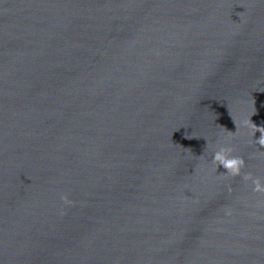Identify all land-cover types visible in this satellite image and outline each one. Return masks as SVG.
<instances>
[{"label": "water", "instance_id": "95a60500", "mask_svg": "<svg viewBox=\"0 0 264 264\" xmlns=\"http://www.w3.org/2000/svg\"><path fill=\"white\" fill-rule=\"evenodd\" d=\"M262 140L264 0H0V264H264Z\"/></svg>", "mask_w": 264, "mask_h": 264}, {"label": "clouds", "instance_id": "9594fccd", "mask_svg": "<svg viewBox=\"0 0 264 264\" xmlns=\"http://www.w3.org/2000/svg\"><path fill=\"white\" fill-rule=\"evenodd\" d=\"M261 143H264V140H262ZM223 151L224 150H221L220 153H217L216 159L221 161V163L223 164L224 167L232 169V171L234 173L238 172L239 169H238L237 165L242 164L243 161L237 160V159H226L224 154H223Z\"/></svg>", "mask_w": 264, "mask_h": 264}]
</instances>
